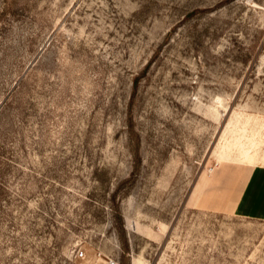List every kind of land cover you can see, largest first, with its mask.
<instances>
[{"label": "rangeland", "instance_id": "1", "mask_svg": "<svg viewBox=\"0 0 264 264\" xmlns=\"http://www.w3.org/2000/svg\"><path fill=\"white\" fill-rule=\"evenodd\" d=\"M256 166L264 0H0V264H264Z\"/></svg>", "mask_w": 264, "mask_h": 264}, {"label": "crops", "instance_id": "2", "mask_svg": "<svg viewBox=\"0 0 264 264\" xmlns=\"http://www.w3.org/2000/svg\"><path fill=\"white\" fill-rule=\"evenodd\" d=\"M242 216L264 217V167L251 168L232 202Z\"/></svg>", "mask_w": 264, "mask_h": 264}, {"label": "trees", "instance_id": "3", "mask_svg": "<svg viewBox=\"0 0 264 264\" xmlns=\"http://www.w3.org/2000/svg\"><path fill=\"white\" fill-rule=\"evenodd\" d=\"M139 80V78H137L136 79V84H137V81ZM130 130H131V132L133 133L134 131H133V124L130 122ZM136 141H137V143H136V148H135V153H136V156H138L139 155V148H140V142H139V138H138V136L136 135ZM121 217L119 216V219H120Z\"/></svg>", "mask_w": 264, "mask_h": 264}, {"label": "built area", "instance_id": "4", "mask_svg": "<svg viewBox=\"0 0 264 264\" xmlns=\"http://www.w3.org/2000/svg\"><path fill=\"white\" fill-rule=\"evenodd\" d=\"M79 257H83L84 256V252L80 251L78 253ZM106 264H119V262L115 261V260H109L108 262H106Z\"/></svg>", "mask_w": 264, "mask_h": 264}]
</instances>
